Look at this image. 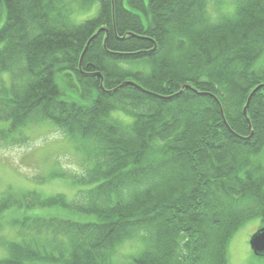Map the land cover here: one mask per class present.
<instances>
[{"label":"trees","instance_id":"1","mask_svg":"<svg viewBox=\"0 0 264 264\" xmlns=\"http://www.w3.org/2000/svg\"><path fill=\"white\" fill-rule=\"evenodd\" d=\"M208 1L0 0V119L52 122L85 170L78 199L32 194L30 237L2 243L0 264H112L136 236L132 264H227L237 229L264 224V0L216 22Z\"/></svg>","mask_w":264,"mask_h":264},{"label":"rangeland","instance_id":"2","mask_svg":"<svg viewBox=\"0 0 264 264\" xmlns=\"http://www.w3.org/2000/svg\"><path fill=\"white\" fill-rule=\"evenodd\" d=\"M208 2L207 12L215 22L220 15H228L233 11V0ZM95 9L96 6L89 8L86 14L78 13L75 17L71 15V19L75 23L84 21L94 15ZM55 81L67 99L68 97L74 99L77 96L71 90V87L77 84L72 83V86L62 84L69 81L62 76H57ZM10 82V74L0 72V103L7 98L5 90L10 87ZM119 117L125 120L123 116ZM9 126V122L0 119V201L10 198L15 202L22 200V203L19 209L13 208L15 203L1 210V213L7 216L1 223L0 213V259L6 256L5 245L2 243L14 244L30 237L29 234L21 235L20 231L24 229L20 227L21 222L17 223V219L25 217L29 222L38 216L33 211L34 201L38 200L33 198L32 194L36 198L43 196L45 199L59 195L58 201L69 203L82 195L79 188L71 181L79 180L85 175L83 159L76 144L66 138L52 122L42 119L36 124L21 128L11 129ZM261 159L264 162V154ZM25 196L28 197L26 203ZM53 208L55 207L40 209L60 211L61 215L65 214V209ZM28 227L26 230L28 228L27 231H30L32 226ZM261 228H264V224L260 219H253L237 229L227 245V264H264V257L253 256L248 245V239ZM142 247L141 237L136 236L117 246L108 258L112 264H132L133 258L139 254Z\"/></svg>","mask_w":264,"mask_h":264},{"label":"water","instance_id":"3","mask_svg":"<svg viewBox=\"0 0 264 264\" xmlns=\"http://www.w3.org/2000/svg\"><path fill=\"white\" fill-rule=\"evenodd\" d=\"M94 37H95V35L89 39V41L86 44L85 49L89 45L91 39L94 38ZM85 49H83L84 50L83 53L85 52ZM83 53H82V55H83ZM82 55H81V59H82ZM81 59H80V61H81ZM96 76L99 77L98 74ZM124 85L135 86V84H133L132 82H123L119 87H122ZM139 88L140 87H138V89ZM100 89L103 90L101 85H100ZM113 91H115V90H113ZM105 92H108V91H105ZM244 112H245V109H244L243 113ZM249 240H250L249 244H250V247H251V250H252L253 254L255 256H257V257H264V229L263 230H259Z\"/></svg>","mask_w":264,"mask_h":264},{"label":"bare ground","instance_id":"4","mask_svg":"<svg viewBox=\"0 0 264 264\" xmlns=\"http://www.w3.org/2000/svg\"><path fill=\"white\" fill-rule=\"evenodd\" d=\"M90 18V17H89ZM88 19V18H87ZM84 49H85V47H84Z\"/></svg>","mask_w":264,"mask_h":264}]
</instances>
